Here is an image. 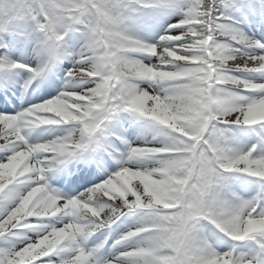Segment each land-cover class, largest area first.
<instances>
[{
	"label": "snow or ice",
	"instance_id": "obj_1",
	"mask_svg": "<svg viewBox=\"0 0 264 264\" xmlns=\"http://www.w3.org/2000/svg\"><path fill=\"white\" fill-rule=\"evenodd\" d=\"M0 70L39 78L0 98V264H264V138L232 147L264 126V0H0ZM120 112L152 139L109 173Z\"/></svg>",
	"mask_w": 264,
	"mask_h": 264
},
{
	"label": "rangeland",
	"instance_id": "obj_2",
	"mask_svg": "<svg viewBox=\"0 0 264 264\" xmlns=\"http://www.w3.org/2000/svg\"><path fill=\"white\" fill-rule=\"evenodd\" d=\"M257 2L259 3L260 0H257ZM249 28H252V26H250ZM254 28H255L254 31L256 33L260 32L259 28H257V27H254ZM9 57L11 59H13V60H17L18 59L21 63L24 62L23 59L18 57L17 51H16L14 56H12L11 53H9ZM63 63L67 64V61H64ZM236 75H240V76H242L244 78H255V74H253V76H248V77H246V75H241V73H236ZM116 115H120V120L123 123V124H120L118 126L119 127L118 131H110V129H112V127L115 126L114 125L115 122H113L112 120L105 122L106 131H107V133H109V139L116 141V144L119 145V147L116 148V150H118V152H116V155L114 157L110 156L111 159H113V161H114V162L111 161V163H115V164L106 168V170H109V173L117 169L116 161H117V159L120 158V155L122 153L126 155L127 146L125 144H123L122 141H127L129 144H133V145H139V144H143L145 142V140H149L150 141L152 139V133L150 131H148V129H150L152 126L149 125L145 120L139 119V118L135 117L134 115H132L131 113H130V115H128V112H120V113H117ZM40 127L41 128L51 127V128L62 129L65 126L57 125V126H40ZM256 127L257 126H254V129ZM233 130L234 131L236 130V126L233 127ZM39 131H40V129L38 128L37 130H32L30 133H33L32 135L35 136V138H37ZM248 131H249V129H248ZM261 133H264V126L256 132L255 138L261 139V137H262ZM62 134H63L62 131H57L56 133H54V135H62ZM111 134H114V135L117 136L116 140L112 138ZM49 138H51V137H49ZM262 138H264V137H262ZM252 141L249 142L247 140H242L240 144H234L232 146H233L234 149L240 150L241 148H244L245 146H251ZM245 143H247V144H245ZM253 143H256V142L254 141ZM113 147H115V145ZM259 147H260L259 144H257V150H259ZM105 154H107V153H105ZM49 177L50 178L48 179V181L50 183L55 182L56 179H57V175H53V173H49ZM102 178H103V176L101 177V179ZM99 182H100L99 179L93 180L92 182L87 184L85 186V188L91 187L94 183H99ZM256 187L259 190V189H261L264 186H257L256 185ZM84 189L78 190L77 192L83 191ZM14 190L17 191V192H20V193H23L24 191H26L21 186H15ZM135 219H136L135 217H131V218H129V222H134ZM113 227H115V225H113ZM2 239L3 238H0V240H2ZM9 239L12 240V241H16L17 240V236L14 235V234H9ZM2 246H3V244L0 243V247H2Z\"/></svg>",
	"mask_w": 264,
	"mask_h": 264
}]
</instances>
